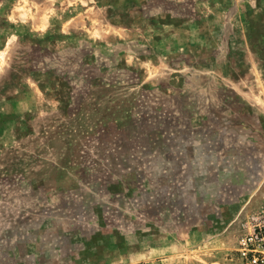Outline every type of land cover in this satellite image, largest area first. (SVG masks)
<instances>
[{
	"label": "rangeland",
	"instance_id": "rangeland-1",
	"mask_svg": "<svg viewBox=\"0 0 264 264\" xmlns=\"http://www.w3.org/2000/svg\"><path fill=\"white\" fill-rule=\"evenodd\" d=\"M264 204V0H0V264H242Z\"/></svg>",
	"mask_w": 264,
	"mask_h": 264
},
{
	"label": "built area",
	"instance_id": "built-area-1",
	"mask_svg": "<svg viewBox=\"0 0 264 264\" xmlns=\"http://www.w3.org/2000/svg\"><path fill=\"white\" fill-rule=\"evenodd\" d=\"M236 252L242 264H264V204L243 225Z\"/></svg>",
	"mask_w": 264,
	"mask_h": 264
}]
</instances>
